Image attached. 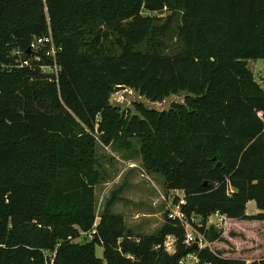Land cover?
<instances>
[{"label": "trees", "instance_id": "16d2710c", "mask_svg": "<svg viewBox=\"0 0 264 264\" xmlns=\"http://www.w3.org/2000/svg\"><path fill=\"white\" fill-rule=\"evenodd\" d=\"M49 35L56 74L44 48L27 53ZM247 60H264V0H0V264H44L53 251L54 264H178L188 253L246 264L184 244L167 213L151 235H134L109 204L96 216V139L137 143L143 168L183 193L181 211L213 246L229 239L207 226L213 214L261 224L247 255L264 264V88ZM124 88L150 102L185 97L130 116L109 103Z\"/></svg>", "mask_w": 264, "mask_h": 264}, {"label": "rangeland", "instance_id": "374dc122", "mask_svg": "<svg viewBox=\"0 0 264 264\" xmlns=\"http://www.w3.org/2000/svg\"><path fill=\"white\" fill-rule=\"evenodd\" d=\"M167 12L153 13L151 16L165 18ZM143 15H149L143 12ZM174 50H167V54ZM247 67L252 72L255 81L264 88V60H247ZM50 73L52 71L46 70ZM118 96V97H117ZM185 93L172 95L162 102H150L140 96L136 91L124 88L119 89L110 97L111 106L118 108L127 115H135V104L141 103L148 109L157 111L168 110L173 103H182ZM96 160L99 165V182L95 187V212L98 216L104 207L109 204L113 214L122 216L126 229L134 235H151L157 232L164 222V216L174 208L175 197L183 198L181 191L167 190L163 178L159 174L150 173L141 164L138 154V145L133 141L132 148H119L118 146L103 145L96 139ZM246 213H257L254 202L246 206ZM222 231L225 241L220 244H211V249L228 254L230 257L245 258L250 264L251 259L247 253L258 250L263 238V227L258 222L249 224L242 221H229L227 218L220 221L219 217L209 219ZM194 224L200 226L199 218ZM188 233L198 232L196 227L186 229ZM88 235L82 234L75 243H84ZM102 247H95V255L102 258ZM246 254V255H245ZM245 256V257H243Z\"/></svg>", "mask_w": 264, "mask_h": 264}, {"label": "built area", "instance_id": "2783aa9c", "mask_svg": "<svg viewBox=\"0 0 264 264\" xmlns=\"http://www.w3.org/2000/svg\"><path fill=\"white\" fill-rule=\"evenodd\" d=\"M40 48H44L45 56L51 58L53 62V66L51 68H46L45 70L52 71L56 74L57 67H56V58L57 54L61 51V47H56L52 39L49 36L39 37L30 42V45L28 47V50L30 52H36ZM14 55L20 56V52H14ZM28 65L27 60L21 61V66ZM183 198H179V201L177 204L174 205V208L171 210H168L167 217L170 220L177 221L179 224H181L185 230V239L183 241L186 245H197L198 250H202L204 248L211 249V244L205 237L199 232L195 233H188L186 231L187 228L192 226V223L195 222L194 217H190L189 219L186 217V215L181 211L180 205L183 204ZM212 217H219L220 221L225 220L226 217L223 215H220L218 213L211 215L208 218L207 226H214L215 224L209 225L208 223H211L209 219ZM95 226V224H94ZM193 227V226H192ZM216 227V226H214ZM217 228V227H216ZM163 249L168 255H173L176 252V239L173 236H167L163 243ZM44 253V264H54L55 259V251L53 252H43ZM178 264H200V259L196 253H188L184 257H182ZM211 264V263H207ZM246 264H248V261H246Z\"/></svg>", "mask_w": 264, "mask_h": 264}, {"label": "water", "instance_id": "95a60500", "mask_svg": "<svg viewBox=\"0 0 264 264\" xmlns=\"http://www.w3.org/2000/svg\"><path fill=\"white\" fill-rule=\"evenodd\" d=\"M30 51L27 49V53H29ZM219 165V163H217V166ZM204 185H206V183H204ZM193 246V248L194 249H196L197 248V245L196 244H194V245H192Z\"/></svg>", "mask_w": 264, "mask_h": 264}, {"label": "bare ground", "instance_id": "6f19581e", "mask_svg": "<svg viewBox=\"0 0 264 264\" xmlns=\"http://www.w3.org/2000/svg\"><path fill=\"white\" fill-rule=\"evenodd\" d=\"M118 97V96H117Z\"/></svg>", "mask_w": 264, "mask_h": 264}]
</instances>
